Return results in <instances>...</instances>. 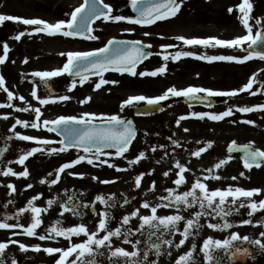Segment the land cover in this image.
I'll return each instance as SVG.
<instances>
[{"label":"rangeland","instance_id":"374dc122","mask_svg":"<svg viewBox=\"0 0 264 264\" xmlns=\"http://www.w3.org/2000/svg\"><path fill=\"white\" fill-rule=\"evenodd\" d=\"M241 2L242 0H184L183 7L176 17L161 20L150 28L135 26L127 20L120 22L101 20L93 26L94 31L92 34L99 37L97 40L64 37L59 34L49 36L46 33H33L31 35L26 34L17 41L13 37L19 31L26 29L31 31L34 26H26L22 23H14L11 21L5 22L3 26H0V56L4 54V42H7L10 49L7 61L0 64V74L5 77L7 88L17 97L9 101L6 92L0 89V104L7 105L10 103L14 105L13 107H0V221L28 225L31 218L30 211L19 215L18 212L19 209L26 208L33 197H38L33 203L35 206L39 205L41 195H31L30 192L39 188L40 181L38 175H41L47 170L56 171L63 163L74 160L79 155H85L83 151L77 149H68L64 152L57 153L50 152L48 150L50 148L62 147L59 143L61 138L55 132H50L44 128L42 121L54 120L60 116L79 117L85 112L119 115L121 118L131 117L136 127L142 133L140 137L135 139L130 150L125 153L124 157H116L113 155L111 157L102 156L100 158V160H109L110 164L116 167H111L109 164H102L100 161L89 165L85 161L73 168L67 169V171L87 170L89 174L102 176L73 177V179L74 181H87V186L95 188L96 193L90 199L89 204H94L98 211H104L105 206L95 200L97 195H103L106 199L113 197L115 204H117L114 206L116 209L112 207L109 211L112 216L114 215L120 219V223L124 215H129L133 212L134 206L132 207L131 205L124 206L121 210L119 209L131 197L137 199V203L135 204L136 209L141 210L144 199H152L156 202L158 198L160 199V197L169 195L167 190L161 191L156 185L153 189L151 182L145 181L147 173H136V169L141 171L146 167L148 174L152 175L159 171L158 168L164 167V171L159 173L163 185L164 180H167L169 176H165L164 173L168 172L170 165H175L177 160L181 164L186 165L191 171L185 172L186 183L173 188L176 192L179 191V193H182L183 191L190 190L196 179H201L208 184V179H205L206 176L219 175L221 177L220 179H209L217 186L214 188L210 184V190L226 189L228 186L234 188L242 187L245 189L259 188L262 190L261 193L252 199L257 202L260 201L264 196V187L261 184V178L264 177L263 170L260 167L245 168L239 156L229 155L226 150L232 144V141H235L237 145L254 144V148L263 150L264 112L256 110L250 113H241L237 108L258 105L257 99L260 95H264V90L260 89L252 97H248L245 94L234 96L232 102L209 111L211 113H221L229 107L233 108L234 114L221 121H213L207 117L203 120L190 117L181 120L180 124L177 125L176 121L181 116H187L192 112L200 110L180 107L181 105L177 104L175 100L181 97H170L168 100L171 102L165 111L152 117H137L133 114L132 109L136 106L146 105L144 102H139L134 106H126L121 110L122 102L133 95L155 97L163 94L172 86L178 89L189 86L198 87L195 81L201 77L202 79L205 78L203 84L208 83V85L215 88H226L227 86H231L232 83H238L239 79L237 75L241 77L244 70L247 69L251 71L249 79L255 74L258 82H264V61L248 60L247 63L242 64L234 61H200V59L195 57H183L179 61L171 59V54H174L176 51H190L196 53L197 56H245L243 47L240 49L239 46L234 49L231 48L232 51L228 47H219L218 45L215 47L211 45L207 47L198 46L197 49H193L190 47L186 48L188 45H184L182 41L176 39L177 36H185L188 38L215 37L223 40H231L247 34L246 28L239 19L240 13L236 7ZM82 3L83 0H0V14H10L25 18H41L50 23H56L59 20H69L70 13ZM105 3L112 5L114 9L113 15L131 17L126 13L131 0H105ZM252 3L254 5L252 16L260 18L264 22V0H252ZM230 7L233 8L231 13L228 11ZM250 23L253 25V33L261 28V25L257 24L255 19L250 20ZM126 29H134V31H125ZM146 32L150 33V35H145ZM112 38H128L151 45V49L155 53L154 57L145 62L137 70V73L141 71H152L167 63L166 73L156 77L132 76L128 73H107L104 75V79L109 81L115 80L118 83L103 85L99 90H95L94 85L99 81L100 76H90L89 80L83 86L79 84V79H75L78 82L77 87L74 90H70L71 82L74 79L70 78L68 74H63L49 79V85L53 84L54 88L58 91L56 95L51 96L46 93V86L41 79L32 75V73L37 71H52L62 68L66 63L67 56L61 55V53L94 51L104 47L107 41ZM162 45L174 46L167 49V54H169L170 59L166 62L161 55L164 52V49L161 47ZM25 59H27V62H25ZM235 72L238 74L236 75ZM33 90H36L38 96L41 98H55L67 95L71 99L67 101L56 100L47 105H41L32 96L31 93ZM21 95L25 97L24 101L19 100V96ZM89 96L91 97V101L81 103L82 100ZM29 105L33 108L39 107L41 109V127L39 129L32 128L31 126L25 128L23 125H17L15 123L17 119L26 120L29 124L35 122V112L31 110H17L18 108H26ZM245 120H253L255 124L250 125L244 123L243 121ZM233 121H236V123H233ZM14 125L15 132L12 131ZM185 128L189 129V131H184ZM15 133L47 139L52 143L42 145L35 141H24L19 139ZM173 140L178 141V145L173 144ZM208 142H212V147L202 153L200 157H195L191 154L199 148L205 147ZM160 145L164 147L160 148ZM153 146H156L155 152L152 151ZM33 147H40L43 150L30 156L24 165L19 164V157L30 151ZM141 151L145 152L146 158L140 159L136 164H129L128 161L136 158ZM229 156L232 159L227 164L218 170L214 168L216 163L220 160H226ZM9 167L17 173L27 168L29 176H4L2 174L3 171ZM118 168L125 170H117ZM210 168L213 169L212 173L206 171ZM65 173L67 172L63 174ZM141 173H144V176L142 177L140 187L137 188L135 181ZM241 173H244V175L241 176ZM232 177H236V179H232ZM61 178L56 183L57 185H61ZM104 179L112 182L102 183L101 181ZM10 184L15 186V192H12L8 187ZM29 184L32 185L31 188L27 187ZM109 203L111 204L113 201L110 200ZM62 205L63 202H58L57 217L52 222V225L57 220L62 221L61 226H64L67 220L81 221L83 215L64 213L61 216ZM225 207L226 210H230V215L224 218L233 221V229H212L205 226L201 229L202 231H199L198 235L190 236L188 241L180 247V255L191 250L192 244H195L197 246L194 253L195 264H208L202 252L203 241L208 237L224 240L228 239L232 233L238 232L241 236L248 235L250 238H260L259 234L264 231V226L259 223L264 221V216H262L261 211H258L250 217L248 215L250 209L247 206L240 208L239 204H237L226 205ZM44 209H47V211H43L45 214L53 211L52 208ZM198 210L199 208L194 211L182 209L180 210V214L185 216V218H191L192 213ZM168 213L174 215L177 211L171 209ZM99 217L91 216L90 220L98 222ZM214 217L221 219V217L213 215L212 218ZM41 218H43V215ZM246 219H252L254 223L251 225L243 224L242 221ZM201 220L204 223L205 220H208V217H204ZM180 225L183 228L184 221H181ZM18 229L20 228L17 227L10 231H19ZM88 229L89 231H95L97 225L91 226V228L88 227ZM6 231L8 230L0 229V242L3 240L7 242H21L12 234L10 235V233H8V239H2L3 233H7ZM180 238L173 239V235H171L169 239L174 241V246L179 243ZM85 239L86 237L82 234L76 239L72 238L68 243L64 240H58L57 243L61 245L60 248L67 249L71 244L83 242ZM21 243L29 246L28 251L21 250L18 244L9 243L3 256H0V264H14V262L15 264H21L20 262L24 259L27 264H35L38 261L47 264H56V260L60 256V253L50 255L43 251L46 247L57 246H49L41 243L39 245L41 251H35L34 246L38 244ZM113 247H123L129 252L133 251L132 244L124 243L123 240L120 242L113 241ZM102 251L105 252V255L97 257V259L101 261V264H112V260L116 258L110 260V253L105 249H102ZM221 252L223 251L221 250ZM221 252L219 251L216 254L219 256ZM167 254L168 252L165 253L166 256ZM261 254L264 255V253ZM73 259H75V254L69 257V260ZM222 264L231 263L225 262L224 257H222Z\"/></svg>","mask_w":264,"mask_h":264},{"label":"snow or ice","instance_id":"6c2138e0","mask_svg":"<svg viewBox=\"0 0 264 264\" xmlns=\"http://www.w3.org/2000/svg\"><path fill=\"white\" fill-rule=\"evenodd\" d=\"M184 0H131V5L135 11L139 13L138 18H131L124 15H113L114 9L112 5L105 3V0H84V2L76 7L74 11L70 13L69 20H59L56 23H50L41 18H25L10 14H0V26H3L5 22L11 21L14 23H22L26 26H34L31 31L27 29L24 31H19L13 38L19 41L26 34L31 35L33 33H46L49 36L62 35L64 37H86L90 40L99 39L98 36L93 35L92 24L95 20L103 18L105 21H125L129 23L138 25H152L157 21L167 20L176 17L183 7ZM240 13L239 19L241 20L243 26L247 30V34L231 39L223 40L215 37L210 38H188L185 36H177L176 39L182 41L184 45H202V46H226L229 48H235L237 46L243 47L246 43L248 45V55L243 57H237L233 55H213V56H197L196 53L190 51H176L171 54V59L174 61H179L183 57H195L201 60L212 61H229L237 63H245L252 58H260L264 60V51H258V45H264V22L260 18H255L252 16L254 5L252 0H242V2L236 6ZM228 11L231 13L233 8H229ZM255 19L257 24L261 25L259 31L255 34L253 33V25L250 20ZM125 31H134V29H126ZM145 35H150V33H145ZM151 47V45H148ZM164 52L161 53L163 60L166 62L170 59L169 54H167V49L169 45H162ZM10 51L7 42L3 43V56H0V64H3L8 59V52ZM61 55H66L67 60L62 68L52 70V71H37L32 73L33 76L39 77L46 87H50L48 81L50 78L58 77L63 74H68L70 76H75L79 78V84L83 86L85 82L89 80V77L94 72L99 74L100 79L95 83V90H99L103 85L106 84H117L118 81L106 80L104 79V73L107 71H115L118 73H129L132 76H151L156 77L158 75L164 74L167 71V63H164L161 67L156 68L152 71H141L137 73L136 69L143 60L147 59L151 53L145 52L142 41L136 40H118L112 38L107 41L106 46L98 48L94 51L86 52H68L61 53ZM27 62V59H25ZM77 80L71 82L70 90H74L77 87ZM255 83L260 84V89L264 90V82H258L256 75L249 79V82L245 84L240 89H233L230 91H219L210 88L189 86L187 88L178 89L175 86L169 87L163 94L155 97H148L145 95H133L122 102L121 110L126 106H134L139 102H144L149 106H155L161 104V102L168 100L170 97H185L189 100L199 99L201 101L207 100L208 97L216 96H227L234 97L240 92L248 91L251 95H256L257 91H252L253 85ZM0 89L6 92L7 99L12 101L17 97L10 91L6 86L5 77L0 74ZM110 91V90H109ZM32 96L35 97L41 105H47L50 102L67 101L71 97L64 95L59 97H49L41 98L38 96L37 91H32ZM204 94V95H201ZM19 100L24 101V96H19ZM91 101V97H86L81 103H86ZM210 103V101H209ZM13 107L12 104H0V107ZM19 111H33L35 112V122L29 124L26 120H16L17 125H23L25 128L31 126L32 128L39 129L41 127V116L42 112L39 107L33 108L29 105L26 108H18ZM237 110L241 113H250L256 110L264 111V104L254 105V106H243L238 107ZM233 108L229 107L226 111L221 113H211V112H192L187 116H181L177 121V125L180 124L181 120L192 118H199L203 120L205 117L213 121H221L226 117L232 116ZM5 118H7L5 116ZM244 123L254 125L255 121L245 120ZM236 123V121H233ZM43 127L50 132H58L63 136V139L59 143L63 146L61 148H50L48 149L52 153L64 152L73 147L82 149L85 155H79L76 159L63 163L56 171V178L51 180L49 183H58L60 175L63 174L67 169L73 168L82 162H87L89 165L94 164L96 161H100L102 164H109L111 167H116L110 164V161L100 160L102 156L111 157H124L125 153L130 150L132 142L136 138L137 130L133 126V122L127 119L121 118L119 115H106V114H96L85 112L81 116H60L54 120H43ZM15 132V125L12 128ZM184 131H189L185 128ZM15 135L24 141H35L42 145H49L52 143L47 139H41L31 135H21L20 133H15ZM11 139V137H9ZM173 144L178 145V141L173 140ZM163 148V145L159 146ZM212 147V142H208L205 147H201L198 150L192 152L191 154L195 157H200L202 153L206 152ZM238 145L235 141H232L230 150L237 149ZM105 149H115V152L105 151ZM6 150V149H5ZM40 147H33L27 153L19 157L18 163L21 165L25 164V161L37 152L42 151ZM244 167L251 169L253 165L259 167L261 161H264V150L254 148V144L244 145ZM152 151H156V146H153ZM167 155V153H165ZM146 158L145 152H139L138 156L132 160H129V164H136L140 159ZM232 159L229 156L226 160H220L214 165L215 169H220L223 165L227 164ZM175 167L179 169L177 172V178L174 180V184L180 186L186 183L185 172L191 171L186 165L181 164L179 160L175 162ZM125 170V169H117ZM154 171V170H152ZM209 173L213 172V169L206 170ZM4 176H20L28 177L29 172L25 168L22 172H15L11 167L7 168L2 173ZM73 176L83 177V173H69ZM165 176L169 175L168 172L164 173ZM241 176L244 173L240 174ZM144 173L137 176L135 184L139 188L141 185L142 177ZM219 175H209L205 179H220ZM98 179V178H95ZM236 179V177H232ZM45 182V181H42ZM102 183H110L112 181L104 180ZM12 192H15L14 185H8ZM31 188L32 185H27ZM153 189L155 188V182H152ZM169 195L165 197H160L161 201H167V203H162L158 205H152L148 201L142 204L145 209H150V215H141L140 210L136 209L129 215H124L121 219V226L114 229L109 227V222L114 219L111 215L109 209L115 206V201L113 197L105 198L103 195H97L95 200L100 202L105 206V210L99 212L98 215L101 217L98 221L97 229L95 231H89L88 227L80 223L71 227H63L62 221L57 220L52 226L47 229L48 235H39L37 229L43 223L41 219V213L47 211V209H41L34 205L38 197H33L26 208L19 209L18 215L24 212L31 213L30 223L25 226L23 224H12L0 221V229L11 230L17 227L23 229V233L30 237L38 236L40 240L55 239L56 237H64L65 239L71 240L73 236H80L83 234L86 239L80 243H73L67 249L58 247H46L43 249L48 254L60 253L59 258L56 260V264H101V261L97 257H102L105 252L102 249L107 250L110 253L109 259L116 258L112 260V264H144V261L148 259V251L155 249L157 254H160L162 245H168L170 248L173 246L174 241L171 239H163L166 234H172L179 232L182 239L179 243L174 246L178 249L183 246L186 241H188L190 236L198 235L199 230H201L205 225L201 223V219L204 217H212L213 215L217 217H227L230 215V210H226V205H237L239 207L247 206L250 211L248 215L251 217L258 211H264V199L256 201L252 199L254 196L261 193V189H245L242 187H232L228 186L226 189H215L210 190L207 183L203 182L201 179H196L192 184L191 189L183 191L182 193L176 192L174 189L167 190ZM42 195V194H40ZM73 196L68 197V200L64 202L61 208L60 215L63 216L64 213H71L72 215H83L80 211L81 205L78 203H73ZM231 198V199H229ZM245 198V199H241ZM112 200L113 203H109ZM49 206L54 204L53 200L47 201ZM198 206L199 210L192 213L191 218H185V216L180 214V210L189 209ZM83 207H92L95 205L84 204ZM159 207H174L177 209V213L174 215H157V210ZM238 210V209H236ZM132 217H139L141 223L137 229H126L124 226L130 224ZM184 221V227L181 230L179 227L180 222ZM245 225H251L254 223L252 219H246L242 221ZM264 226V221L259 222ZM207 227L212 229H222L231 228L230 224L226 219L223 224L220 223H207ZM145 229L148 230L149 237V249L144 251L143 260L135 259L141 254V250L129 252L123 247H113V238L120 239L123 237L124 243L138 244L139 241L133 242L130 237L136 232H143ZM104 234L101 236L100 233ZM16 234V233H13ZM156 236L160 241L159 243L152 242L151 238ZM260 238H250L248 235L241 236L238 232L232 233L228 239L219 240L208 237L203 241L202 252L204 253L208 264H222V258L216 253L223 251V253L228 256L231 260H236L239 257H252L255 255V250L244 246L254 245L255 249H258L261 253H264V231L259 234ZM239 242V243H236ZM9 243L18 244L20 249L23 251H28L29 246L25 245L19 241H9L0 242V256H3L5 249L8 248ZM196 245L192 244L191 250L180 255L176 260L175 264H195L194 253L196 251ZM35 251H41L39 245L34 246ZM75 254V259L69 260ZM171 255V252L168 253ZM123 258V260L121 259ZM15 264V262H14Z\"/></svg>","mask_w":264,"mask_h":264},{"label":"flooded vegetation","instance_id":"af4514ba","mask_svg":"<svg viewBox=\"0 0 264 264\" xmlns=\"http://www.w3.org/2000/svg\"><path fill=\"white\" fill-rule=\"evenodd\" d=\"M126 13H127V11H126ZM136 25L140 26L142 28H150V27H153L154 24L150 25V26H142V25H138V24H136ZM255 59L260 60V58H255ZM235 74L237 75L238 73L235 72ZM232 75H234V74H232ZM250 75H251V71L245 69L244 72L242 73L241 77H239L237 75L239 82L236 84L232 83L231 86H227L226 88H218V87L215 88V87H211L210 85H208V83L203 84V81H205V78L202 79V77L199 78L198 80H196L195 82H196V85H198V87L210 88L213 90L230 91V90L236 89L240 86H244L245 84H247L248 83L247 80H248ZM257 87L258 86L254 85L252 91L257 90L258 89ZM246 93L249 95L250 92L247 91ZM215 98L218 102V105H222L224 103V97L223 96H216ZM258 103L264 104V96L259 97ZM196 109H200V110H197V112L203 111L206 113L211 110V108H209V109L196 108ZM262 144L264 145V141L262 142ZM263 150H264V148H263ZM262 166H263L262 170L264 173V164ZM170 167H171V169L168 171L169 176H168L167 180L166 179L164 180L163 185H162L161 176L159 173L164 171V167L158 168L159 171L156 173H153L152 175L148 174L147 169H142L141 171L136 169V172L137 173L146 172L147 173L146 180H145L146 182H151V184H152V182L154 181L156 187L159 190H161V191L165 190L166 191L168 189H172L175 186L174 180L177 178L178 169L174 166V164H171ZM69 172L70 173L71 172L83 173L84 175H87L89 173V171H87V170H71ZM56 174H57V171H48V170L44 171L41 175H38L39 181H40L39 188L36 189L35 191H30L31 195L42 194L40 199H39L40 203L38 205L41 209H44V208H49V209L52 208L53 209V211L49 212V214H45L44 212L41 213V216L43 215V218H41L43 220V223L37 229V232L39 233V235H48L47 229L50 226H52V222L57 217V208L59 207L58 202L59 203L63 202V204H64V202H66L68 200V197L73 196V193H75V196L73 198V203H78L81 205L80 211L83 213V218L81 219V221H79V220L78 221L67 220V222L64 223L63 227H71V226L78 225L80 223H83L86 226L89 225V226H87L89 228H91V226L98 225V222L91 221L90 220L91 217L90 218L88 217L89 215L90 216H92V215L96 216L97 211L95 214H93V212L91 211V207H83L84 204L89 205L90 199H92L93 195L96 193L95 188L87 186V181H80L79 186H75L73 184L74 181L72 179L73 175H67V176L63 175L61 182H60L61 185H57L56 183L55 184L49 183L51 180L56 178ZM98 176H100V175H98ZM100 177H102V176H100ZM42 181H45V182H42ZM210 184H211V186L216 188L215 183H212V181H210ZM261 184L264 187V177L261 178ZM178 193H179V191H178ZM48 200H53L54 204L52 206H49L47 203ZM145 201H147V200H145ZM136 203H137V199L135 197H133V198L131 197L128 201L124 202L123 205L120 206L119 209L121 210L124 208V206L131 205L132 207L134 206V209H133V211H134V210H136V206H135ZM149 203L152 205H158V204L167 203V202H162V201L154 202V201L149 200ZM115 205H117V204H115ZM196 207H198V206H196ZM196 207H193V208H196ZM114 208L116 209V207H114ZM172 208L177 210L174 207H159L157 210V215H159V216L169 215L168 211H170V209H172ZM140 214L141 215H144V214L150 215L151 212H150V209H145L142 207V209L140 210ZM113 217H114V219H112L109 222V227L112 229H114L116 227H120L121 226V223L119 222L120 219H118V217H116L114 215H113ZM214 220H215L214 223H217V219H214ZM206 222L207 223L211 222V220L208 219ZM140 223H141V221H140L139 217H132L130 224L124 226V228L134 230V229L139 228ZM201 223H202V221H201ZM207 223L204 222V225L207 226ZM25 225H27V224H25ZM179 227L181 228V230L183 229L181 227V225H179ZM199 231H202V230H199ZM17 233L18 234H14V235L17 236V238L20 241L25 242V243H30L32 245H35V244L40 245L41 243H43V244L49 245V246H58V243H57L58 240H61V241L67 240L68 241V239H65L64 237H56L55 239L40 240L38 236H36V237L27 236L26 234L23 233L22 228ZM103 234L104 233L102 232L101 236ZM171 235L172 234H166L165 236H163V239H169L171 237ZM78 237L79 236H73L72 238L76 239ZM180 237H182V236L179 232H177L173 235V239L174 238H180ZM7 238H8L7 233H3L2 239H7ZM130 239L133 242L139 241L138 244L133 243L132 248H133V251H136L137 249L141 250L140 256L136 257L135 259L143 260L144 251L149 249L148 230L145 229L143 232H136L134 235H132L130 237ZM122 240H123V237H121L120 239L113 238V241H115V242H120ZM151 240H152V242H156V243L160 242L156 236H153L151 238ZM166 252H168V253L171 252V255L167 254V256H166L165 255ZM179 256H180V248L177 249L175 246H172L170 248L168 245H162L159 255L157 254L155 249L148 251V259H147V261H144V264H175V260ZM258 257H259V259H257V261H259L260 263H264V255L259 253ZM22 264H27V263L24 261V263L22 262Z\"/></svg>","mask_w":264,"mask_h":264},{"label":"water","instance_id":"95a60500","mask_svg":"<svg viewBox=\"0 0 264 264\" xmlns=\"http://www.w3.org/2000/svg\"><path fill=\"white\" fill-rule=\"evenodd\" d=\"M132 11L134 12L135 16H139V13L137 11H135L132 7ZM144 47V50L145 52H148L150 53V51L147 49L146 46H143ZM258 51H264V45H258L257 46V49ZM94 75H98L97 73H93ZM73 78H78V77H75V76H72ZM48 92L49 93H53V91L51 89H48ZM201 102L200 101H197V100H189L188 101V104L189 105H197V104H200ZM161 109V106L160 105H155V106H145V107H142V108H137L135 109V112H137L138 114H147V113H151V112H154V111H158ZM61 135V134H60ZM62 136V135H61ZM63 138V136H62ZM106 150V149H105ZM115 150V149H113ZM229 152H232V153H240L242 158L244 157V150H243V147H238L237 149H234V150H230L229 148ZM236 260H241L242 262H245L246 260V257H239L237 258Z\"/></svg>","mask_w":264,"mask_h":264}]
</instances>
